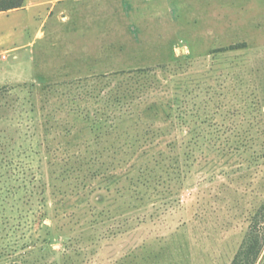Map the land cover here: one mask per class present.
I'll list each match as a JSON object with an SVG mask.
<instances>
[{
	"label": "rangeland",
	"instance_id": "obj_1",
	"mask_svg": "<svg viewBox=\"0 0 264 264\" xmlns=\"http://www.w3.org/2000/svg\"><path fill=\"white\" fill-rule=\"evenodd\" d=\"M0 194V264H264V0L0 13Z\"/></svg>",
	"mask_w": 264,
	"mask_h": 264
},
{
	"label": "trees",
	"instance_id": "obj_2",
	"mask_svg": "<svg viewBox=\"0 0 264 264\" xmlns=\"http://www.w3.org/2000/svg\"><path fill=\"white\" fill-rule=\"evenodd\" d=\"M26 3V0H0V13L2 12H9L13 10H19L24 8ZM246 45L242 46H234L230 48H224L221 49V52H228V51H234L237 49H242L245 48ZM139 71H145L144 69H138ZM134 71H121L115 73L116 75L119 74H130L133 73ZM4 203V199L2 195L0 194V205ZM264 210V207H263ZM264 215V212L262 213ZM264 220V219H263ZM0 228V232H1ZM257 248L256 241H254L252 238L249 239L242 247L240 252L237 254L236 258L233 261V264H255L258 254L257 251H255Z\"/></svg>",
	"mask_w": 264,
	"mask_h": 264
}]
</instances>
